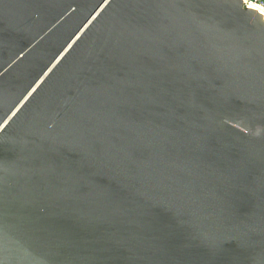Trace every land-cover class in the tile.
Listing matches in <instances>:
<instances>
[{
  "label": "water",
  "instance_id": "obj_1",
  "mask_svg": "<svg viewBox=\"0 0 264 264\" xmlns=\"http://www.w3.org/2000/svg\"><path fill=\"white\" fill-rule=\"evenodd\" d=\"M0 264H264V16L0 0Z\"/></svg>",
  "mask_w": 264,
  "mask_h": 264
},
{
  "label": "built area",
  "instance_id": "obj_2",
  "mask_svg": "<svg viewBox=\"0 0 264 264\" xmlns=\"http://www.w3.org/2000/svg\"><path fill=\"white\" fill-rule=\"evenodd\" d=\"M244 6H250L251 4L259 5L264 7V0H243Z\"/></svg>",
  "mask_w": 264,
  "mask_h": 264
},
{
  "label": "bare ground",
  "instance_id": "obj_3",
  "mask_svg": "<svg viewBox=\"0 0 264 264\" xmlns=\"http://www.w3.org/2000/svg\"><path fill=\"white\" fill-rule=\"evenodd\" d=\"M250 7L256 9L257 11H259L264 16V7L259 6V5H255V4H251Z\"/></svg>",
  "mask_w": 264,
  "mask_h": 264
}]
</instances>
